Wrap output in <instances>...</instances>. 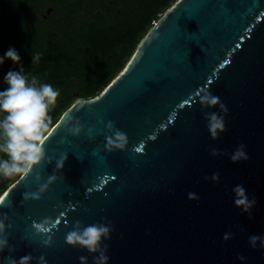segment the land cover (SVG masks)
Here are the masks:
<instances>
[{"label": "water", "instance_id": "water-1", "mask_svg": "<svg viewBox=\"0 0 264 264\" xmlns=\"http://www.w3.org/2000/svg\"><path fill=\"white\" fill-rule=\"evenodd\" d=\"M205 90L227 114L200 104ZM210 112L225 122L215 140ZM77 120L83 131L73 136ZM110 121L126 134L124 149L105 147ZM48 132L45 159L1 194L15 251L0 253V264L26 254L29 264L41 255L47 264H94L98 254L66 243L77 221L112 229L108 264H264V247L249 242L264 238V0H178L111 83L77 99ZM241 144L249 158L234 163ZM51 175L39 200H23ZM237 185L255 197L251 217L235 206ZM45 218L59 220L46 247L32 227Z\"/></svg>", "mask_w": 264, "mask_h": 264}, {"label": "trees", "instance_id": "trees-1", "mask_svg": "<svg viewBox=\"0 0 264 264\" xmlns=\"http://www.w3.org/2000/svg\"><path fill=\"white\" fill-rule=\"evenodd\" d=\"M174 1L0 0V57L15 48L25 75L59 91L49 111V131L76 99L93 98L111 83ZM44 4L52 5L58 15L36 19L33 14ZM82 11L87 18L80 17ZM34 53L40 60L33 65ZM9 70L19 71V65L5 59L0 91L8 87L4 77ZM6 186H0V196Z\"/></svg>", "mask_w": 264, "mask_h": 264}, {"label": "clouds", "instance_id": "clouds-1", "mask_svg": "<svg viewBox=\"0 0 264 264\" xmlns=\"http://www.w3.org/2000/svg\"><path fill=\"white\" fill-rule=\"evenodd\" d=\"M5 59H10L14 64L19 65V71L9 70L4 77L5 84L8 87L0 91V177L11 178L16 175L27 176L32 173L34 167L41 164L45 159V141L50 133L48 129L51 125V117L49 111L57 103V98L60 96L58 90H55L51 84L39 82L36 76L25 75V69L21 64V57L17 50L9 47L4 56L0 57V65ZM40 60V55L34 53L31 57V64H36ZM199 95V93H197ZM200 104L204 108H215L217 105L220 110L227 114L228 109L221 103L218 96L213 95L210 91L205 90L200 96ZM208 121V130L212 139H218L219 133L224 132V118L216 112L206 113L205 117ZM107 129L111 135L106 137V145L109 151L113 149H124L127 143V136L124 132L114 127L113 122H108ZM68 132L73 136H79L83 131V126L76 121L74 126L68 127ZM88 136H92L91 130L88 131ZM245 145L241 144L234 154L231 156L232 162H237L240 159L247 160L249 157L244 151ZM213 156L221 155L218 150L212 149ZM227 155V153H223ZM6 157V158H4ZM68 156L62 154L55 163V169H63ZM48 164H52V159H47ZM41 177L36 176L37 182ZM55 179V175L48 178L47 183L40 184L37 192H25L22 194L23 200H39L41 194L48 189V184ZM211 179L219 181V174H214ZM235 206L241 208L243 212L248 213L251 217V209L256 203L255 197L249 200L246 189L243 185L234 187ZM188 198L198 199L194 193H189ZM0 206H5L4 199H0ZM0 253L5 249L9 252H14L15 248L9 245L6 231L12 228L8 221L9 217L6 213H0ZM59 223V220L52 221L50 218H45L37 223L33 221L32 227L37 235H47ZM110 223V222H109ZM112 229L106 223H94L88 226H83L79 221L76 222L74 230L70 231L66 236V243L73 247L79 246L86 249L94 256V264H108L109 257L107 256L108 245L103 243L110 239ZM231 234H225L224 240L227 241ZM249 242L253 248L257 246V242L264 247V238L257 235L249 237ZM44 246L52 243V237L47 235V239L43 241ZM34 258L31 254H26L17 261L11 255L4 257L6 264H29ZM238 259L244 260L243 256ZM81 261L86 260L85 257L80 258ZM38 264H47L44 255L38 259Z\"/></svg>", "mask_w": 264, "mask_h": 264}, {"label": "rangeland", "instance_id": "rangeland-1", "mask_svg": "<svg viewBox=\"0 0 264 264\" xmlns=\"http://www.w3.org/2000/svg\"><path fill=\"white\" fill-rule=\"evenodd\" d=\"M178 0H175L170 6L169 8H167L165 10L164 13H166ZM110 2H114V0H110ZM99 13V11H97ZM164 13L162 15L159 14V18L158 20L164 15ZM34 17L36 19H42V18H45V17H51V16H57L58 13H57V10L50 4H44L40 9H38V11H36L34 14ZM80 17L82 19H85L87 18V16L85 15V13L82 11L80 13ZM157 20V21H158ZM157 21H155L154 23H156ZM101 93V92H100ZM99 93V94H100ZM98 94V95H99ZM97 95V96H98ZM96 97V96H95ZM93 97V98H95ZM77 100V99H76ZM75 100V101H76ZM64 113V112H63ZM21 175H17V176H13L11 178H2L1 182H0V186H3L5 184H7V186L5 187V189L3 191H1V194L16 180L20 177Z\"/></svg>", "mask_w": 264, "mask_h": 264}, {"label": "snow or ice", "instance_id": "snow-or-ice-1", "mask_svg": "<svg viewBox=\"0 0 264 264\" xmlns=\"http://www.w3.org/2000/svg\"><path fill=\"white\" fill-rule=\"evenodd\" d=\"M221 67H223V65H221ZM137 151H139V149H137ZM7 195H8V193H5V196H7ZM0 199H4V197L0 196Z\"/></svg>", "mask_w": 264, "mask_h": 264}, {"label": "built area", "instance_id": "built-area-1", "mask_svg": "<svg viewBox=\"0 0 264 264\" xmlns=\"http://www.w3.org/2000/svg\"><path fill=\"white\" fill-rule=\"evenodd\" d=\"M155 24V23H154Z\"/></svg>", "mask_w": 264, "mask_h": 264}]
</instances>
